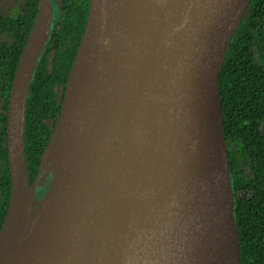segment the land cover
Returning <instances> with one entry per match:
<instances>
[{
	"label": "water",
	"instance_id": "95a60500",
	"mask_svg": "<svg viewBox=\"0 0 264 264\" xmlns=\"http://www.w3.org/2000/svg\"><path fill=\"white\" fill-rule=\"evenodd\" d=\"M153 1L155 31L151 37L142 19L141 0H89L86 30L67 80L61 112L30 186L24 151L26 101L54 18L52 0H40L37 22L11 94L8 154L12 201L19 170L13 156L18 161L16 132L23 100L26 182L39 199V178L45 171L51 174L42 198L49 202L51 221L45 228L35 227L9 241L2 240L1 233L0 264L16 256L31 257L35 264H185L183 253L177 255V251L198 249L190 234L221 166L230 195L224 215L233 224L237 241L234 264H239L220 78L230 44L252 0ZM40 20L46 27L41 34L38 30L41 41L22 98L21 67ZM128 23L136 45L133 67L88 118L89 104L113 71ZM86 40L89 54L79 67ZM54 139L57 160L45 162ZM134 160L151 163L157 171L155 179L118 184L115 170ZM46 178H41V186ZM96 244L99 255H94Z\"/></svg>",
	"mask_w": 264,
	"mask_h": 264
},
{
	"label": "trees",
	"instance_id": "16d2710c",
	"mask_svg": "<svg viewBox=\"0 0 264 264\" xmlns=\"http://www.w3.org/2000/svg\"><path fill=\"white\" fill-rule=\"evenodd\" d=\"M39 9L40 0H15L7 10L0 0V235L12 196L7 130L10 99ZM88 13L89 0H60L59 13L53 18L31 78L24 128L30 186L38 175L60 115ZM220 91L234 195L233 216L240 245L239 264H264V0H252L230 44Z\"/></svg>",
	"mask_w": 264,
	"mask_h": 264
},
{
	"label": "bare ground",
	"instance_id": "6f19581e",
	"mask_svg": "<svg viewBox=\"0 0 264 264\" xmlns=\"http://www.w3.org/2000/svg\"><path fill=\"white\" fill-rule=\"evenodd\" d=\"M143 7L141 10L145 29L151 37L154 36L152 9L155 4L153 0H141ZM46 24L40 20L36 35L24 57L21 67L22 98L25 96L28 79L30 77L33 60L39 44L40 31ZM39 37V39H38ZM86 40L79 55V67L84 66L89 54L90 45ZM36 50V51H35ZM136 57V45L132 38L131 26L125 25L121 34V48L116 62L113 66L109 79L97 92L87 110L88 118L92 117L107 100L114 87L125 81L129 75ZM23 100L20 103L18 118V161L13 156V162L18 165L15 181L13 199L10 205V212L2 227V240L9 241L29 233L35 227L45 228L51 221V209L47 198L36 199L32 190L26 182V172L23 162L22 130H23ZM14 134V133H13ZM12 137H15L14 135ZM15 139V138H13ZM57 160L56 139L51 143L46 155L45 162L54 163ZM157 171L151 163L141 160H134L119 166L115 170L114 179L118 184L127 185L134 181L150 182L155 179ZM215 183L209 195V200L200 210L198 224L192 230L190 237L196 242L198 249H185L177 251V255H184L185 264H234L237 256V241L233 224L226 221V207L230 202V195L227 192L225 183V167L216 175ZM40 200V201H38ZM211 204H208L210 203ZM208 204V205H207ZM195 251V259H194ZM98 244L94 249V255H99ZM175 255V256H177ZM7 264H35V260L28 256H16Z\"/></svg>",
	"mask_w": 264,
	"mask_h": 264
},
{
	"label": "rangeland",
	"instance_id": "374dc122",
	"mask_svg": "<svg viewBox=\"0 0 264 264\" xmlns=\"http://www.w3.org/2000/svg\"><path fill=\"white\" fill-rule=\"evenodd\" d=\"M13 1H15V0H2L3 5H4V7L6 8V10L8 9V7L11 5V3H12ZM52 2L55 4V8L57 9V8H58V5H57V4H58V0H52ZM53 11H55L54 8H53ZM58 13H59V10H56V12H55L56 16L58 15ZM44 175L47 176V178L45 179V184H43V186H41V185H42V184H40L41 182H39V184L37 185L38 188H39V189H36V195H37V197H38L39 195H41L42 193H43V195H45V194H44V193L46 192L45 189H47L48 184H49V181H50V176H51V174L48 173L47 171H45L44 173H42L41 178H43ZM39 185H40L41 187H39ZM40 197H41V196H40Z\"/></svg>",
	"mask_w": 264,
	"mask_h": 264
},
{
	"label": "flooded vegetation",
	"instance_id": "af4514ba",
	"mask_svg": "<svg viewBox=\"0 0 264 264\" xmlns=\"http://www.w3.org/2000/svg\"><path fill=\"white\" fill-rule=\"evenodd\" d=\"M2 1V0H1ZM3 3V2H2ZM59 4H60V0H58V8L56 9L55 8V4L53 3V8H54V18L56 17V14H55V12H56V10H59ZM11 5H12V3H11ZM10 7V6H9ZM9 7H8V9H9ZM37 178V177H36ZM36 180V179H35ZM41 181V177L39 178V182ZM39 182L37 183V185L39 184ZM35 183V182H34ZM37 189H39L38 187H37ZM41 196V197H40ZM43 193L41 194V195H39L38 197H40V198H43Z\"/></svg>",
	"mask_w": 264,
	"mask_h": 264
}]
</instances>
